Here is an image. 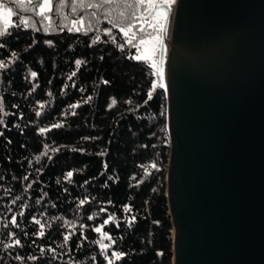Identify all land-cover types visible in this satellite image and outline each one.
<instances>
[{
    "label": "trees",
    "instance_id": "1",
    "mask_svg": "<svg viewBox=\"0 0 264 264\" xmlns=\"http://www.w3.org/2000/svg\"><path fill=\"white\" fill-rule=\"evenodd\" d=\"M91 2L100 0H64L63 6L54 0V11L48 13L54 23L47 31L39 24L40 31L13 27L10 35L0 38V59L17 53L16 62L0 71V99L7 113H0L5 121L0 125V264H107L105 252L110 256L111 251L128 253L118 264H173L168 94L157 88L153 99L144 103L156 79L154 69L149 62L129 59L136 49L119 31L129 23L140 26L136 0H115L101 9L87 7ZM22 7H28L26 0ZM73 19L85 21L79 32L62 27H70ZM137 32L139 37L146 34ZM97 35L100 41L93 44ZM77 59L85 61L79 70ZM30 71L37 77L31 78ZM73 71L76 75L68 79ZM77 103L79 107L69 108ZM57 122L63 126L39 132ZM45 144L48 156L43 155ZM151 163L157 169L149 167L146 175L141 165ZM68 171L74 173L71 181L65 178ZM138 180L143 182L131 186ZM125 204L133 206L137 217L132 227L125 223ZM110 215L116 220L103 231L116 243L102 252L95 243L101 234L94 228ZM13 216L18 227L11 224ZM33 217L46 225L43 237ZM13 232L22 246L4 247Z\"/></svg>",
    "mask_w": 264,
    "mask_h": 264
},
{
    "label": "water",
    "instance_id": "2",
    "mask_svg": "<svg viewBox=\"0 0 264 264\" xmlns=\"http://www.w3.org/2000/svg\"><path fill=\"white\" fill-rule=\"evenodd\" d=\"M167 16L172 263L264 264V0H176Z\"/></svg>",
    "mask_w": 264,
    "mask_h": 264
},
{
    "label": "snow or ice",
    "instance_id": "3",
    "mask_svg": "<svg viewBox=\"0 0 264 264\" xmlns=\"http://www.w3.org/2000/svg\"><path fill=\"white\" fill-rule=\"evenodd\" d=\"M61 6H63L64 0H59ZM85 0H81V3H84ZM115 0H100V2H91L87 3V7L93 8V9H101L105 5H110L113 4ZM137 3L144 5H148V9L152 10L153 15L151 21L148 20V17L145 16H139L135 17L136 20L141 22V26L139 28H136V25L134 23H129L127 27H120L119 31L125 36V43L127 45H130L132 48L136 49V54L133 56H130L129 59H134L137 61H142V62H150V67L152 69H155L154 75L157 76L159 79L154 80L151 85H150V90L147 93V100L144 102L147 104L148 101L153 99V93L156 91L157 88L164 89L165 92H167L168 85L164 80V71H163V56L164 53L166 52V46L163 43V37L160 35V32L164 31L166 28V22L168 19L167 16V11H170V6L176 2V0H136ZM25 3V0H0V38L5 37L6 35L11 34V28L13 27H22L24 29H34L36 31H40L41 28L37 27V25H44L43 30L47 31L49 27L52 26L54 23L53 21V16L49 15L48 13H52L54 11V0H26V3L28 7H22ZM158 6H167V10H165L163 7L160 8V10H157ZM22 12L29 13V15H23L21 14ZM13 15L16 16V20L13 21L12 17ZM93 16H96V13H92ZM163 18L164 23L159 22V18ZM67 19V17H65ZM45 22H47L45 24ZM147 22L148 27L153 29L154 32L156 33L155 35L153 32H146V38H141L138 43H134L133 41L136 40V32H145V27L143 26L144 23ZM85 24V21L83 19H73L71 20V26L65 24L62 27L67 28L68 31H73L75 30L76 32H79L81 30L80 26H83ZM79 25V26H78ZM90 27V25H89ZM106 34L111 36L112 32L111 29H106ZM129 33H131V38H129ZM113 41H115V37H112ZM98 41H100V36L97 35L93 38L92 43L95 44ZM152 41L158 42L157 44H154L152 49L149 50L148 48H145L143 52H141V45H145L148 43H152ZM51 44V41L48 42ZM4 45L0 44V48H3ZM119 47L123 50L124 44H120ZM159 48L160 51V60L157 62V60L154 58L156 54V50ZM17 57V53L15 51H12L10 53V56L8 59H0V71L7 70L10 66V64H14L15 58ZM103 59V57H101ZM85 63V61L77 59L75 60V66L76 69L79 70L80 67ZM37 72L35 71H30V76L31 78H36L37 77ZM76 75V72L73 71L71 75L68 77V79H72ZM103 83L108 84L110 83L107 80H104ZM51 95V93H49ZM88 100H91L92 97L89 96L87 98ZM127 103L131 104L132 102L129 100ZM110 104L112 106L117 104L116 98H111ZM80 105L77 104H72L69 105L70 109H75L79 107ZM4 103L3 100L0 99V113H4ZM44 105L41 104L40 108H43ZM5 115L7 113H4ZM40 113L37 112V115ZM72 115H75V112L71 113ZM163 114V113H162ZM5 121L0 118V125H4ZM63 125L59 122L54 123L51 125V127H41L39 129V132L41 134L47 133L51 131L52 128L59 129ZM3 133L0 132V136H2ZM60 149L59 148H52L51 151L53 152H58ZM75 150V149H73ZM100 155H106L105 152L99 153ZM44 156L49 155V145L45 144L44 145V151H43ZM50 158V157H49ZM37 160L40 159L39 156L36 157ZM105 168H107V164L105 163L104 165ZM152 169H157V164L156 163H151L148 166L141 165V168H143V171L146 175L150 174L148 172V168ZM74 173L73 171H68L65 174V178L71 181V178L73 177ZM27 179V177H25ZM132 180H136V177L133 176L131 177ZM59 183V181H57ZM142 180H138L136 185H131V186H139L140 183H142ZM80 205H84L86 203L85 199H81L79 201ZM111 203V201H109ZM106 209H101V212H105ZM123 213L127 214L125 223L129 226L132 227L136 220L137 217L136 215L133 214L134 209L131 204H125L122 208ZM20 215H23V213H20ZM88 219H93L92 216H89ZM116 220L115 216H108L107 219L103 220L102 223L94 228V231L100 235V238L95 241L97 245L101 247V251L104 252L105 250L110 249L112 244L116 243V240L114 237H112L107 231H103L104 226L109 224L110 222H114ZM33 221L36 225L39 226L40 231L38 235L40 237H43L45 235L43 229L45 228V224L41 222L40 219H36L33 217ZM11 224L15 226H19L17 223V218L16 216H13L11 219ZM68 224H71L73 227H75L74 222L69 221ZM117 227H119V223L116 224ZM81 227H84L83 225ZM72 235V232L69 231L66 235H64L63 239L65 243H67ZM9 238L10 242L6 243L4 247L6 248H15L18 246H22V242L19 238H16V233H9ZM105 241H110V243H105ZM128 253L123 252V251H111L110 256L105 252V259L107 260V264H118L121 260H123ZM17 259H22L21 257H17ZM31 259H36V257H31Z\"/></svg>",
    "mask_w": 264,
    "mask_h": 264
},
{
    "label": "rangeland",
    "instance_id": "4",
    "mask_svg": "<svg viewBox=\"0 0 264 264\" xmlns=\"http://www.w3.org/2000/svg\"><path fill=\"white\" fill-rule=\"evenodd\" d=\"M176 3V2H175ZM175 3L174 4H172L171 5V7H174V5H175ZM138 5V4H137ZM144 6V8H143V15H147V13H148V11H151V10H149L148 9V5L147 4H144L143 5ZM142 7V6H141ZM138 9H139V7H138ZM160 10V9H159ZM50 15V14H49ZM141 16V15H140ZM151 19H152V17L151 18H149L148 20L149 21H151ZM12 20H13V17H12ZM159 22L160 23H164V20H163V18L161 17V18H159ZM79 26V25H78ZM140 26H141V22H140ZM139 26V27H140ZM144 27H145V33L146 32H153V34L155 35L156 33L154 32V30L153 29H151V28H149L148 27V24H147V22H145L144 23V25H143ZM138 27V28H139ZM160 35L163 37V31L162 32H160ZM129 38H131V33H129ZM141 38H146V34L145 35H143V36H141V37H139L138 36V32H136V43H138L139 42V40L141 39ZM158 42H156V41H152V43H148V44H145V45H141L140 47H141V52H143V50L145 49V48H148L149 50H151L152 49V47H153V45L154 44H157ZM156 60H157V62H159V60H160V51H159V48H157V50H156V54H155V57H154ZM150 63V62H149ZM164 71V80H165V82H166V72H165V70H163ZM154 73H155V69H154ZM157 79H159L157 76H156V79L155 80H157Z\"/></svg>",
    "mask_w": 264,
    "mask_h": 264
}]
</instances>
